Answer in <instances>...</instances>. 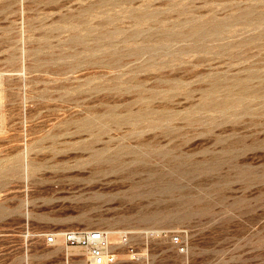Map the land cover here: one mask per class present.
<instances>
[{"label":"rangeland","instance_id":"374dc122","mask_svg":"<svg viewBox=\"0 0 264 264\" xmlns=\"http://www.w3.org/2000/svg\"><path fill=\"white\" fill-rule=\"evenodd\" d=\"M76 229L264 264V0H0V264H85Z\"/></svg>","mask_w":264,"mask_h":264},{"label":"built area","instance_id":"2783aa9c","mask_svg":"<svg viewBox=\"0 0 264 264\" xmlns=\"http://www.w3.org/2000/svg\"><path fill=\"white\" fill-rule=\"evenodd\" d=\"M62 237L67 246L84 250L85 264H119L117 253L110 248L106 232L101 229L68 230L62 233ZM170 241L179 251L186 250L180 235H171ZM45 242L54 245L57 242V234L49 233Z\"/></svg>","mask_w":264,"mask_h":264},{"label":"bare ground","instance_id":"6f19581e","mask_svg":"<svg viewBox=\"0 0 264 264\" xmlns=\"http://www.w3.org/2000/svg\"><path fill=\"white\" fill-rule=\"evenodd\" d=\"M133 12V11H132ZM142 13V12H141ZM263 16V15H262ZM142 19H143V17H141ZM138 19H140V18H137V20ZM146 20H148V19H146ZM145 20V21H146ZM139 22V21H138ZM205 24V23H204ZM196 26V25H195ZM194 26V27H195ZM213 26V25H212ZM213 30V29H212ZM215 30V29H214ZM204 31V30H203ZM188 32H190L189 30H188ZM179 33H181V32H179ZM204 33V32H203ZM177 34H178V32H177ZM202 34V33H201ZM108 35V34H107ZM199 38V37H198ZM241 85V84H240ZM247 85V86H246ZM245 85V87H248V84H246ZM241 87H244V86H241ZM241 87H239V88H241ZM215 90V89H214ZM212 91V90H211ZM241 90H239V92H240ZM248 91V90H247ZM212 92H214V91H212ZM243 92V91H242ZM246 92V91H245ZM243 94V93H242ZM236 95V94H235ZM214 96V95H213ZM243 96H244V94H243ZM242 96V97H243ZM210 97V96H209ZM228 97V96H227ZM233 97V96H232ZM236 97V96H235ZM241 97V96H240ZM239 97V98H240ZM246 97H248V95H246ZM205 98H207L206 96H205ZM205 98H204V100H205ZM231 98V97H230ZM212 99V98H211ZM216 99V98H215ZM224 99H226V98H224ZM228 99V98H227ZM208 100V99H207ZM213 100H214V97H213ZM228 100H230V99H228ZM231 100H233V98L231 99ZM230 100V101H231ZM238 100H240V99H238ZM244 100V99H243ZM212 101V100H211ZM216 101V100H215ZM214 101V103H219L218 101L217 102H215ZM236 101V100H235ZM234 101V102H235ZM241 101V100H240ZM207 102V101H206ZM204 103V101H203V103L204 104H207V103ZM209 102V101H208ZM224 102H226V101H223V104H225ZM239 102V101H238ZM212 104H213V102H211ZM237 103V102H236ZM203 104V105H204ZM210 104V103H209ZM212 104H210V105H212ZM227 104V103H226ZM228 104H229V101H228ZM244 104V103H243ZM246 104H247V102H246ZM208 105V104H207ZM220 105H222V104H220ZM216 106H217V104H216ZM223 106V105H222ZM225 106V105H224ZM227 106V105H226ZM245 106V105H244ZM206 107V106H205ZM217 107H221V106H217ZM216 107V108H217ZM231 107H233L232 105H231ZM218 109V108H217ZM138 115V114H137ZM142 115V114H141ZM139 117V116H138ZM141 117V116H140ZM163 117V116H162ZM160 119H162L161 117H159ZM136 120H138V119H136ZM136 122V121H135ZM138 122V121H137ZM165 188V187H164ZM171 190V189H170ZM155 215V214H154ZM155 217V216H154ZM155 219V218H154ZM111 231H109V232H106L105 230H103V231H105L106 232V236H107V240H108V243H109V246H110V248L111 247H114V246H118L119 244H121V239L119 240V235H120V232L119 231H114L113 229H110ZM128 233V232H127ZM133 233V232H132ZM122 239H123V242H127L128 241V236L126 235V234H124L123 235V237H122Z\"/></svg>","mask_w":264,"mask_h":264}]
</instances>
